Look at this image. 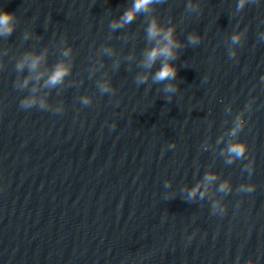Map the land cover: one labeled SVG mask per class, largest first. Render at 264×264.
<instances>
[{
    "label": "clouds",
    "instance_id": "obj_1",
    "mask_svg": "<svg viewBox=\"0 0 264 264\" xmlns=\"http://www.w3.org/2000/svg\"><path fill=\"white\" fill-rule=\"evenodd\" d=\"M164 3V0H132V3L127 7L118 19H113L109 28L112 31L124 28L127 25L132 24L139 15H143L146 18L145 39L152 44L151 47L144 49L142 58L139 62V67L143 71L137 73L135 76V83L137 86L147 84L151 79L154 84H163L162 91L166 94L168 102L171 101L172 96L179 90V86L174 83L177 76V67L173 63L179 55V50L184 47L181 41L176 38V28L174 25L165 26L161 23L159 17L155 14V5ZM258 0H238L235 11L240 13L247 4H256ZM186 12L198 13L199 5L193 4L192 0H187ZM18 18L16 13L9 12L3 7H0V37L7 39L10 37L16 29ZM247 30L236 31L228 38V55L230 58L237 56L236 46L242 45V41L245 39ZM29 33L24 34V38H28ZM64 39V38H63ZM65 40V39H64ZM187 44L190 46L198 45L202 37L196 32H190L186 37ZM259 40L264 41V33L259 35ZM66 41V40H65ZM102 54L111 57L114 53L111 48L104 47L101 49ZM63 59L57 61L51 69L41 70V66L46 63L47 50L37 52H25L15 64V70L17 73L27 72V76L23 79L17 78L14 82V87L24 91L28 90V95L24 96L20 100L19 107L24 110L32 108H38L42 111H51L53 113H62L64 111L63 104L52 107L48 103L47 94L39 95L41 89H55L58 86L64 84L65 79L71 74L72 62L69 59L72 56L71 47H65L61 52ZM131 59V57H129ZM157 61L160 62V67L153 73L151 69L156 65ZM118 63L115 67H118ZM0 68H3V64H0ZM42 81V83H41ZM261 83H264V77H261ZM31 85V87H30ZM98 89L101 94L110 93L115 94V90L111 83L108 81H100L97 83ZM147 90V89H146ZM80 102L84 106H88L92 103V98L85 95L80 97ZM252 101L249 100L245 109L237 113L232 121L230 130L226 133L229 138L226 147L222 150L221 155L225 157V163L231 165L236 160L245 159L248 153V144L239 139V134L246 125L244 119L245 111L251 108ZM231 112V107L225 110ZM115 124H112V128H115ZM223 136L218 140L222 142ZM174 148L175 144L169 145ZM244 170L251 176L253 171V162L249 160L244 165ZM218 179V176L214 173H205L202 180L193 186L190 190L186 191V199L193 201L197 198L203 200L208 193L209 186L214 184ZM165 188L170 187L168 182H165ZM203 187V190L201 188ZM255 185L250 183H244L238 186V192L251 193L254 191ZM217 191L225 195H228L232 191V186L228 181H222ZM213 214L223 215L226 212V208L220 204L219 201H214L211 205ZM191 239V237H189ZM249 264H252L249 261Z\"/></svg>",
    "mask_w": 264,
    "mask_h": 264
}]
</instances>
